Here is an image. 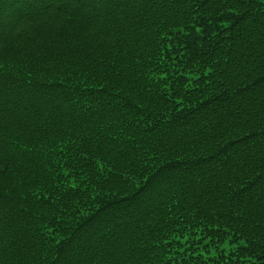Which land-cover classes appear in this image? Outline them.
I'll return each mask as SVG.
<instances>
[{
	"label": "trees",
	"instance_id": "trees-1",
	"mask_svg": "<svg viewBox=\"0 0 264 264\" xmlns=\"http://www.w3.org/2000/svg\"><path fill=\"white\" fill-rule=\"evenodd\" d=\"M0 264H264V2L0 0Z\"/></svg>",
	"mask_w": 264,
	"mask_h": 264
},
{
	"label": "rangeland",
	"instance_id": "rangeland-1",
	"mask_svg": "<svg viewBox=\"0 0 264 264\" xmlns=\"http://www.w3.org/2000/svg\"><path fill=\"white\" fill-rule=\"evenodd\" d=\"M260 1L264 2V0H260ZM233 247H234V245L231 246V245H227V244L224 243V244H222V245L219 246V249L222 248L223 250H225L226 252H228ZM215 252L216 251L214 249H211L210 252L202 253V256L204 258L207 257V256H214V255H216Z\"/></svg>",
	"mask_w": 264,
	"mask_h": 264
}]
</instances>
